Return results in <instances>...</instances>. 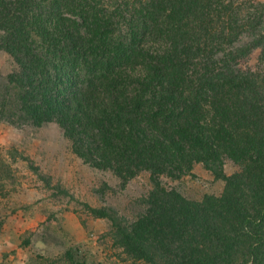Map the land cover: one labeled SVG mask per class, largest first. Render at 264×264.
Returning a JSON list of instances; mask_svg holds the SVG:
<instances>
[{"label":"trees","instance_id":"obj_1","mask_svg":"<svg viewBox=\"0 0 264 264\" xmlns=\"http://www.w3.org/2000/svg\"><path fill=\"white\" fill-rule=\"evenodd\" d=\"M0 50L19 67L0 78V122L57 123L122 184L149 173L135 220L109 217L123 252L264 264V2L0 0ZM255 51L258 67H240ZM196 163L224 181L220 197L163 187Z\"/></svg>","mask_w":264,"mask_h":264},{"label":"rangeland","instance_id":"obj_2","mask_svg":"<svg viewBox=\"0 0 264 264\" xmlns=\"http://www.w3.org/2000/svg\"><path fill=\"white\" fill-rule=\"evenodd\" d=\"M257 56L253 52L240 67L256 69ZM18 69L0 50V78ZM223 171L230 176L240 166L226 160ZM161 182L197 202L220 197L225 186L201 163L179 179ZM151 188L148 172L122 184L112 172L84 163L55 122L38 127L0 122V264H162L123 252L109 219L135 220Z\"/></svg>","mask_w":264,"mask_h":264}]
</instances>
